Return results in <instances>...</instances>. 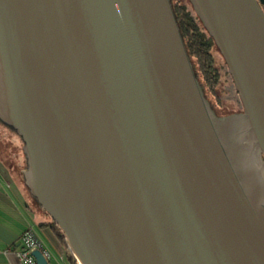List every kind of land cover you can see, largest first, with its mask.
<instances>
[{
	"label": "water",
	"instance_id": "1",
	"mask_svg": "<svg viewBox=\"0 0 264 264\" xmlns=\"http://www.w3.org/2000/svg\"><path fill=\"white\" fill-rule=\"evenodd\" d=\"M190 1L261 173L230 151L171 0H0V161L79 264H264V0Z\"/></svg>",
	"mask_w": 264,
	"mask_h": 264
},
{
	"label": "trees",
	"instance_id": "2",
	"mask_svg": "<svg viewBox=\"0 0 264 264\" xmlns=\"http://www.w3.org/2000/svg\"><path fill=\"white\" fill-rule=\"evenodd\" d=\"M184 1V0H183ZM172 7L188 52L191 63L194 68L195 75L199 80L206 97H213L210 102L213 109L217 112V115H221L220 109H218V103L221 102V95L217 91V86L222 80V69L217 67L214 51L221 56L214 39L210 36L207 29L204 27L201 19L196 13L190 0L182 2L181 0H171ZM223 59V57L221 56ZM224 75L227 77V81H230L227 92L225 93L226 99L229 100L232 106L238 105L239 112H243L242 103L240 97L236 91L233 79L229 74L228 67L223 59ZM223 104V102H221ZM231 105L226 103V108L230 109ZM218 106V107H217ZM221 108V107H219ZM45 216L49 219L48 226L54 231L58 241L67 247L65 237L60 228L51 220V218L45 213ZM36 235V234H35ZM39 239V237L36 235ZM40 240V239H39ZM41 241V240H40ZM42 242V241H41ZM43 244V242H42ZM44 246V244H43ZM45 248V246H44ZM47 250V249H46ZM70 259L77 263L75 257L71 254Z\"/></svg>",
	"mask_w": 264,
	"mask_h": 264
},
{
	"label": "crops",
	"instance_id": "3",
	"mask_svg": "<svg viewBox=\"0 0 264 264\" xmlns=\"http://www.w3.org/2000/svg\"><path fill=\"white\" fill-rule=\"evenodd\" d=\"M38 216L0 161V264H22L17 253L22 249V235L32 230L50 254L49 264H78L70 259L71 252L62 245L49 223H39Z\"/></svg>",
	"mask_w": 264,
	"mask_h": 264
},
{
	"label": "flooded vegetation",
	"instance_id": "4",
	"mask_svg": "<svg viewBox=\"0 0 264 264\" xmlns=\"http://www.w3.org/2000/svg\"><path fill=\"white\" fill-rule=\"evenodd\" d=\"M264 8V6H262ZM214 110V109H213ZM216 116L217 112L214 110ZM241 113L234 114V119H222L220 127L226 134V139L230 146V151L240 164L253 172L261 173L262 169L258 162L257 153L253 151L248 142V130L245 123L239 120ZM232 116V115H231ZM222 118V117H219ZM227 118V117H226ZM243 121V120H242Z\"/></svg>",
	"mask_w": 264,
	"mask_h": 264
},
{
	"label": "built area",
	"instance_id": "5",
	"mask_svg": "<svg viewBox=\"0 0 264 264\" xmlns=\"http://www.w3.org/2000/svg\"><path fill=\"white\" fill-rule=\"evenodd\" d=\"M22 249L17 253L18 259L22 264H37L32 252L40 250L44 257L48 260L49 252L44 248L42 242L36 237L32 230H27L21 237Z\"/></svg>",
	"mask_w": 264,
	"mask_h": 264
},
{
	"label": "rangeland",
	"instance_id": "6",
	"mask_svg": "<svg viewBox=\"0 0 264 264\" xmlns=\"http://www.w3.org/2000/svg\"><path fill=\"white\" fill-rule=\"evenodd\" d=\"M182 2L186 1V0H181ZM214 57H215V63L217 65V67H220V69H222V80L220 82V84L217 86V91L219 92V94L221 95V102H223V104L219 101L218 103V106L221 107L219 108L218 106V109H220L221 111V115H217L218 117H226V116H229V115H233V114H236L239 112V106L238 105H235V106H232L231 103L229 102L228 99H226L225 97V93H223L224 91L227 92V90H224V89H227L228 86H230V81H227V77L226 75H224V67H223V59L221 58V56L217 53V51H214ZM212 98V99H211ZM206 99L210 102L211 100L214 101L213 104H215V99L211 96V97H206ZM211 99V100H210ZM212 101V102H213ZM210 102V104L212 103ZM226 103H228V105H231L230 109H227L226 108ZM212 107V105H211ZM213 109V107H212ZM78 263V262H77ZM79 264V263H78Z\"/></svg>",
	"mask_w": 264,
	"mask_h": 264
}]
</instances>
